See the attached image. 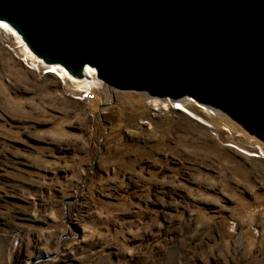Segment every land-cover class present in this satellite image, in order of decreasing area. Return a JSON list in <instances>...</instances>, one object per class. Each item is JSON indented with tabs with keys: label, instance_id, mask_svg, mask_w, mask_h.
Wrapping results in <instances>:
<instances>
[{
	"label": "rangeland",
	"instance_id": "obj_1",
	"mask_svg": "<svg viewBox=\"0 0 264 264\" xmlns=\"http://www.w3.org/2000/svg\"><path fill=\"white\" fill-rule=\"evenodd\" d=\"M43 64L0 31V264H264V142Z\"/></svg>",
	"mask_w": 264,
	"mask_h": 264
},
{
	"label": "water",
	"instance_id": "obj_2",
	"mask_svg": "<svg viewBox=\"0 0 264 264\" xmlns=\"http://www.w3.org/2000/svg\"><path fill=\"white\" fill-rule=\"evenodd\" d=\"M0 22L73 78L194 100L264 142V0H0Z\"/></svg>",
	"mask_w": 264,
	"mask_h": 264
},
{
	"label": "bare ground",
	"instance_id": "obj_3",
	"mask_svg": "<svg viewBox=\"0 0 264 264\" xmlns=\"http://www.w3.org/2000/svg\"><path fill=\"white\" fill-rule=\"evenodd\" d=\"M0 31H5L6 33H9L12 38H14L15 42L18 44V47L20 48V50L22 51V54L24 55V58L27 61H30L31 64L33 65V67L35 68H39V66L41 64H43V62L41 61V59L37 58L36 56H34L32 53H30L28 50V47L25 45L24 41L22 40L21 36L14 30V28H12L9 24L5 23V22H0ZM54 65V64H53ZM52 67V69L59 73L63 78L65 79H74L71 75H69L63 68H61L60 66H49ZM53 72V71H52ZM94 73L95 70L89 67L85 68V73H84V78L82 79H77L76 81L80 84L79 86H84V87H90L94 80ZM190 102L189 99H184L181 101L185 102Z\"/></svg>",
	"mask_w": 264,
	"mask_h": 264
},
{
	"label": "built area",
	"instance_id": "obj_4",
	"mask_svg": "<svg viewBox=\"0 0 264 264\" xmlns=\"http://www.w3.org/2000/svg\"><path fill=\"white\" fill-rule=\"evenodd\" d=\"M43 65H47V64H43ZM50 66V65H48ZM93 69V68H92ZM53 71L60 79H64L59 73L55 72L52 67L49 68V72ZM94 79L95 82L98 81L96 78V72L94 73ZM96 92L95 90L90 86V87H84L82 86L77 94H76V98L79 100H85V101H93L96 99ZM190 101H192L191 99H189Z\"/></svg>",
	"mask_w": 264,
	"mask_h": 264
}]
</instances>
